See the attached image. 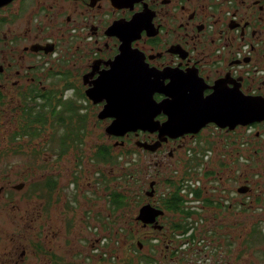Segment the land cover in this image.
<instances>
[{"label": "flooded vegetation", "instance_id": "obj_1", "mask_svg": "<svg viewBox=\"0 0 264 264\" xmlns=\"http://www.w3.org/2000/svg\"><path fill=\"white\" fill-rule=\"evenodd\" d=\"M243 99L264 111V0L1 4L0 264L98 259L80 213L95 221L99 197L91 254L124 238L114 230L129 202L148 206L134 223L163 259L184 222L214 264H264V119L242 124ZM139 105L156 114L145 130L107 131ZM122 159L138 175L119 194Z\"/></svg>", "mask_w": 264, "mask_h": 264}, {"label": "rangeland", "instance_id": "obj_2", "mask_svg": "<svg viewBox=\"0 0 264 264\" xmlns=\"http://www.w3.org/2000/svg\"><path fill=\"white\" fill-rule=\"evenodd\" d=\"M103 130L104 128H99L97 130V132H92L93 136H89L87 139V142L90 143L96 136H101V139L103 140ZM97 142H100V140H97ZM136 157L133 156L131 159H135ZM131 159L128 160H121V165L116 166V174L119 173L121 170L122 172L125 174L123 175L121 178L119 179H114V185H115V192L116 193H120V191L125 190L127 187H132L133 185L130 184V182L128 181V176L132 175L135 178L137 177V171L135 165H137L138 163H134L131 161ZM134 178V179H135ZM90 179V174L87 175V178H85V181H89ZM40 179H37L36 177L30 178L29 182H36L39 181ZM61 181L63 182V179H61ZM83 183L84 186H86L87 184ZM17 182V180H15L13 177H9L7 178V182L3 183V186H7L10 187L13 184H15ZM64 184H68L67 180L64 182ZM103 185H106V182H103ZM139 183H135L134 186L135 187H139ZM142 188L140 190H134V191H130L129 196L131 197V195L134 196L138 195L137 193L141 192ZM102 198L99 197L98 198V204H99V210L97 213H95L94 215V219L95 221H93L92 223H90L89 218H90V213L88 211V209L83 206L80 216L82 217L83 223H84V227L88 226V230H86L84 227V235L86 237H88V239H86L84 241V243L86 244L85 248H86V252L89 253L90 255L96 256V257H103L104 260H109L108 264H136L137 262H139V258L142 255H146V252H148V254H152V256L154 257V259L159 263V264H190L191 262L194 261H200V263L197 264H202V260H205L208 258V253L204 254L202 253L200 255L201 252H198L196 250H200L202 251L203 247L206 245L205 243L202 244H198L199 246L196 247L195 249H189L186 250L182 259H184V261H180V260H174L176 258V256H178L181 253V249H180V243L179 241L174 242V241H167L166 243H168V245H173L176 246L177 249L171 248V250L175 251L176 254L174 256H170V253L167 255L169 257H167L166 259L162 258L161 254H154L153 252L150 251V243H154L152 241H149V239H145L147 237H145V232L142 233H137V229L138 227L136 226V224L134 223V218L137 216V211L139 209H141L142 207H134L131 203H127L124 207L123 210H121L120 212L122 213V217L123 220L125 222H127L126 224H124L123 226H118L116 225L115 230L114 231H118V233H123L125 234L123 239H120L118 237V235H116L112 240L108 241V244H114L112 248H110L109 250L105 251L104 253L99 255L96 254H91L89 252V245L91 243H93V238L95 237L94 234H92L91 232H93V230L98 227L101 228L99 226V223H102L105 219V217L101 214V212L103 211L102 209V204L103 202L101 201ZM105 205V204H104ZM145 207V206H143ZM18 209V207H16L15 211ZM7 211H10V208L7 209ZM120 212H116L115 211V215L117 213ZM8 214H5L4 217V221H5V225L3 227H6L7 229H10V225H7V220H8ZM88 217V220H86ZM131 219V221H130ZM11 220V219H10ZM97 221V222H96ZM124 226L126 227V230H121L122 228H124ZM127 232H129V235L127 236ZM138 241H143L144 244L146 243V246L144 248H140L139 251L135 250V244H137ZM206 241V239H205ZM204 244V245H203ZM167 246V244H164L163 247ZM28 250L30 252H32V247H27ZM200 255V256H199ZM148 256V255H147ZM212 259V262L214 264L215 258L212 256H209ZM98 258V259H99ZM98 259H92L91 261L88 262V264H103L101 261H98L96 263V261Z\"/></svg>", "mask_w": 264, "mask_h": 264}, {"label": "water", "instance_id": "obj_3", "mask_svg": "<svg viewBox=\"0 0 264 264\" xmlns=\"http://www.w3.org/2000/svg\"><path fill=\"white\" fill-rule=\"evenodd\" d=\"M7 1H9V0H0V5L7 2ZM254 105H257L255 100L249 101L247 99H243L242 112H241L242 124H247V123H250L253 121H260V120L264 119V111L263 110H256L255 108H254V110L250 109V107L254 106ZM214 113L216 115H218L217 112H214ZM214 113H213V115L215 117L216 115ZM130 114H131V118L129 120H126V118L125 119L119 118L113 123V125L109 129H107V131H109V133H112L114 135H122L126 131H136L138 129L145 130L147 128V126H146L147 120H145L144 118H148L150 116V119H152L156 115L155 113L152 114V112L147 110L144 105H139L137 109L131 110ZM229 115H231V112L229 113V111H226L225 116H229ZM199 117H200L201 121H203V119L205 117L204 112L200 113ZM207 120H209V118L205 119L204 121H207ZM205 123L206 122H203L200 125H204ZM166 126L167 127L169 126L170 132L173 131V128L171 127V125L169 123H167ZM146 208H148V206L142 207L140 209L139 215H138L139 220H142L143 216L146 214V213L143 214Z\"/></svg>", "mask_w": 264, "mask_h": 264}, {"label": "built area", "instance_id": "obj_4", "mask_svg": "<svg viewBox=\"0 0 264 264\" xmlns=\"http://www.w3.org/2000/svg\"><path fill=\"white\" fill-rule=\"evenodd\" d=\"M192 229H193V227L190 226L186 232H179L180 234H179L177 237H179L180 235H181V237H180L178 240H182V239H184V241L180 243L181 253H180L178 256H176V258H175L174 260H177V261H178V260H180V261H184V259H182V257H183V255H184L185 251H186V250H189V249H193V248L190 247L191 243H190L189 241H187V240H189V238H190V237L192 236V234H193ZM191 242H193V241H191ZM199 243L201 244V242H198V244H199ZM173 253H175V251H172V252H171V254H173ZM201 254H202V253H200V255H201ZM200 255H199V256H200ZM197 263H200V261H194V262H191L190 264H197ZM139 264H145V263L140 262ZM157 264H159V263H157ZM202 264H211V259H210V257L208 256L207 259L202 260Z\"/></svg>", "mask_w": 264, "mask_h": 264}, {"label": "trees", "instance_id": "obj_5", "mask_svg": "<svg viewBox=\"0 0 264 264\" xmlns=\"http://www.w3.org/2000/svg\"><path fill=\"white\" fill-rule=\"evenodd\" d=\"M188 213L186 214V217H187ZM191 224V222H190ZM189 227H187L186 223H181L180 226H179V229L182 230L181 232H186L188 230ZM191 238V237H190ZM141 242H137V244H135V250H138L139 251V246ZM150 245V244H149ZM140 262H143L145 264H157L156 261L152 258V256H147V255H142L140 258H139V262L136 263V264H139Z\"/></svg>", "mask_w": 264, "mask_h": 264}, {"label": "bare ground", "instance_id": "obj_6", "mask_svg": "<svg viewBox=\"0 0 264 264\" xmlns=\"http://www.w3.org/2000/svg\"><path fill=\"white\" fill-rule=\"evenodd\" d=\"M203 112H204V114H206V112L203 110ZM223 115H216L215 117L216 118H220V117H222ZM222 119H220L219 121H221ZM207 121H209V120H207ZM207 121H205V122H207Z\"/></svg>", "mask_w": 264, "mask_h": 264}]
</instances>
